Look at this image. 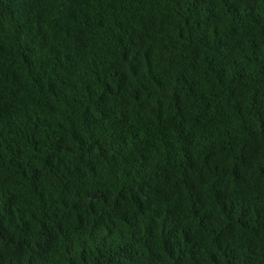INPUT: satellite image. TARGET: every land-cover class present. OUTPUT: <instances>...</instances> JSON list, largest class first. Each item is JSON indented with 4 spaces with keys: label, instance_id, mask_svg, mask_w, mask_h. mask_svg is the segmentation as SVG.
I'll list each match as a JSON object with an SVG mask.
<instances>
[{
    "label": "trees",
    "instance_id": "obj_1",
    "mask_svg": "<svg viewBox=\"0 0 264 264\" xmlns=\"http://www.w3.org/2000/svg\"><path fill=\"white\" fill-rule=\"evenodd\" d=\"M0 264H264V0H0Z\"/></svg>",
    "mask_w": 264,
    "mask_h": 264
},
{
    "label": "water",
    "instance_id": "obj_2",
    "mask_svg": "<svg viewBox=\"0 0 264 264\" xmlns=\"http://www.w3.org/2000/svg\"><path fill=\"white\" fill-rule=\"evenodd\" d=\"M100 198H101V195L99 193H95L94 195L89 197L90 200H97Z\"/></svg>",
    "mask_w": 264,
    "mask_h": 264
}]
</instances>
